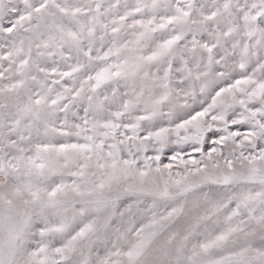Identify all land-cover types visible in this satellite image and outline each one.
<instances>
[{"label": "snow or ice", "instance_id": "1", "mask_svg": "<svg viewBox=\"0 0 264 264\" xmlns=\"http://www.w3.org/2000/svg\"><path fill=\"white\" fill-rule=\"evenodd\" d=\"M0 264H264V0H0Z\"/></svg>", "mask_w": 264, "mask_h": 264}]
</instances>
